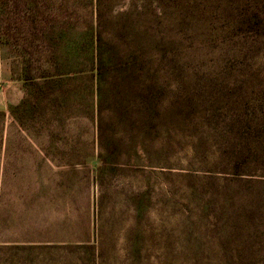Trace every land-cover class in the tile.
I'll use <instances>...</instances> for the list:
<instances>
[{"label": "rangeland", "instance_id": "1", "mask_svg": "<svg viewBox=\"0 0 264 264\" xmlns=\"http://www.w3.org/2000/svg\"><path fill=\"white\" fill-rule=\"evenodd\" d=\"M100 34L113 50H138L153 70L102 82L97 147L98 81L88 50ZM55 48L63 54L52 56ZM127 107L152 114L140 136L128 130ZM133 144L140 148L129 151ZM132 158L173 162L196 178L148 179L124 166ZM210 171L216 188L203 178ZM234 172L243 178L228 183ZM257 177L264 178V0H0V243L88 239L99 194L103 234L122 239L138 215L134 196L145 193L147 238H192L193 252H239L256 264L264 184L249 178ZM17 257L68 260L63 250Z\"/></svg>", "mask_w": 264, "mask_h": 264}, {"label": "trees", "instance_id": "2", "mask_svg": "<svg viewBox=\"0 0 264 264\" xmlns=\"http://www.w3.org/2000/svg\"><path fill=\"white\" fill-rule=\"evenodd\" d=\"M99 12V10H98ZM96 12V19L99 20L100 14ZM98 22V21H97ZM102 35L98 36V43L90 48L91 50V63L92 66L88 71L91 72L93 78L98 81V98H97V147L103 144V135L105 134V123L101 121V113H103L104 99L103 94L105 88L102 85L108 77L118 73L126 75L124 79L130 80L134 75L142 74L143 71L151 72L153 70L151 64H145L142 62L136 52L131 48H119L113 50L106 47L101 43ZM99 39L100 42H99ZM52 56L55 54L61 55L59 49H52ZM85 52L84 49H82ZM83 64V63H82ZM78 67L83 68L78 62ZM69 69V67H67ZM87 68V67H84ZM27 78L33 79L32 74H28ZM129 90H136L129 86H124L121 91L127 92ZM100 113V118H99ZM123 116L126 118L127 127L130 133L143 134L148 126V118L152 117V114L144 112L142 108L137 111L125 108ZM136 136L134 138H136ZM121 148V147H119ZM140 147L137 144L129 146V151H135ZM72 152V148L70 149ZM129 171L140 176H148L151 179L152 176L159 180V178L176 177L186 178L192 180L196 178L191 175L189 170L175 171L176 164L168 161L154 160L146 158L145 160L137 161L132 158L126 165ZM157 168V169H151ZM103 169V168H102ZM115 170V168H112ZM128 170V169H127ZM179 173V174H178ZM234 179L227 181L228 183L239 182L242 177V173L234 172ZM152 175V176H151ZM206 180V184L214 187L218 185V177L210 171L203 177ZM239 178V179H237ZM250 182L260 183L263 182V177L249 178ZM216 188V186L214 187ZM139 193V192H137ZM144 194V195H143ZM148 194V192L146 193ZM101 194L97 195L94 204V229L93 235L82 241H64L61 243L56 242H43V241H7L0 243V261L2 255H11L14 259V264H20L21 260L17 255L36 250H63L68 255L67 264H253L252 257L239 252H217L212 249L207 253L193 252L192 249L197 245L194 242L196 239L187 238L185 240H162V239H150L145 235V228L143 225V202L147 201L145 193H141L134 196V207L138 215L135 218V223L128 230V235L124 238L109 239L103 234V228L100 221L101 208H102ZM142 207V209H141ZM226 207V206H225ZM258 213V214H257ZM255 218L259 219V236L257 240L256 258L254 262L256 264H264V205L257 211ZM249 215V214H248ZM220 217V214H217ZM216 219V218H215ZM180 241V242H178ZM203 247L211 246V243H204ZM217 247L230 248L231 244L227 241H220ZM215 246V247H216ZM200 247V246H198ZM182 249L183 251L177 252L176 249ZM159 250V251H158ZM35 264H41L36 262Z\"/></svg>", "mask_w": 264, "mask_h": 264}]
</instances>
